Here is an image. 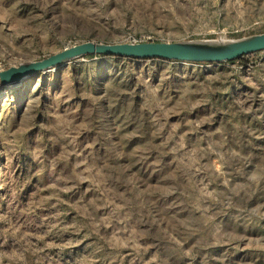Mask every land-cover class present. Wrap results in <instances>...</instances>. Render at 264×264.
Returning a JSON list of instances; mask_svg holds the SVG:
<instances>
[{
    "label": "rangeland",
    "instance_id": "obj_1",
    "mask_svg": "<svg viewBox=\"0 0 264 264\" xmlns=\"http://www.w3.org/2000/svg\"><path fill=\"white\" fill-rule=\"evenodd\" d=\"M261 32L264 0H0V70ZM4 91L0 264H264V49L88 54Z\"/></svg>",
    "mask_w": 264,
    "mask_h": 264
},
{
    "label": "water",
    "instance_id": "obj_2",
    "mask_svg": "<svg viewBox=\"0 0 264 264\" xmlns=\"http://www.w3.org/2000/svg\"><path fill=\"white\" fill-rule=\"evenodd\" d=\"M264 49V32L226 40L141 41L103 43L84 41L45 58L0 70V91L21 83L31 75L67 63L73 58L95 54L133 59L159 58L190 62H223Z\"/></svg>",
    "mask_w": 264,
    "mask_h": 264
},
{
    "label": "bare ground",
    "instance_id": "obj_3",
    "mask_svg": "<svg viewBox=\"0 0 264 264\" xmlns=\"http://www.w3.org/2000/svg\"><path fill=\"white\" fill-rule=\"evenodd\" d=\"M20 85V83H16V84H13V85H10V86H8V87H6L5 89H8V88H16V87H18ZM5 89H2L1 91H0V96H2L4 93H5Z\"/></svg>",
    "mask_w": 264,
    "mask_h": 264
}]
</instances>
